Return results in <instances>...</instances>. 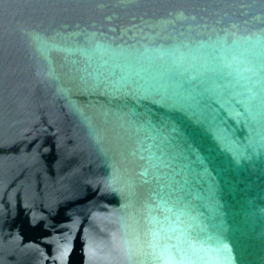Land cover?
I'll return each instance as SVG.
<instances>
[{
	"label": "water",
	"instance_id": "obj_1",
	"mask_svg": "<svg viewBox=\"0 0 264 264\" xmlns=\"http://www.w3.org/2000/svg\"><path fill=\"white\" fill-rule=\"evenodd\" d=\"M0 264H264V0H0Z\"/></svg>",
	"mask_w": 264,
	"mask_h": 264
}]
</instances>
